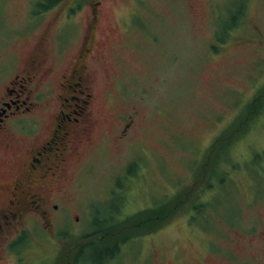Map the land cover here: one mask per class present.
<instances>
[{
  "label": "rangeland",
  "instance_id": "rangeland-1",
  "mask_svg": "<svg viewBox=\"0 0 264 264\" xmlns=\"http://www.w3.org/2000/svg\"><path fill=\"white\" fill-rule=\"evenodd\" d=\"M38 1L0 0V91L43 37L45 62L35 80L49 82L53 92L43 94L48 110L42 105L24 116L38 141L49 110L77 117L83 99L64 77L73 64L75 71L84 65L88 115L96 125L80 151H69L67 179L46 194L70 218L54 236L57 212L50 206L52 225L33 231L24 263L73 264L88 238L102 246L94 233L106 218L118 222L161 205L185 185L202 184L194 178L200 179L207 147L264 89V0H101L94 15L98 0H60L43 10ZM239 10L220 43L222 19ZM87 31L90 50L80 55ZM241 135L213 159L211 174L227 173L224 182L211 177L207 191L199 185L195 196L207 202L201 213L187 204L186 212L178 209L100 263L88 245L77 264H224L227 252L237 262L252 256L248 264H264V105ZM5 167L0 161V171Z\"/></svg>",
  "mask_w": 264,
  "mask_h": 264
},
{
  "label": "flooded vegetation",
  "instance_id": "flooded-vegetation-1",
  "mask_svg": "<svg viewBox=\"0 0 264 264\" xmlns=\"http://www.w3.org/2000/svg\"><path fill=\"white\" fill-rule=\"evenodd\" d=\"M100 3L101 0L94 1L91 9H95L93 4L100 6ZM91 21L92 23H88V29L94 24V16ZM90 37L91 33H86L80 55L82 51L84 55L90 50L87 48ZM42 41L43 37L39 39L38 47L25 64L16 69L14 74L6 75L10 78L2 85L3 89L0 91V161L6 165L5 169L0 171V264L26 262L33 231H37L36 228L40 226L41 230H44L45 226L52 225V215L48 210L50 206L51 210L57 212L55 217L53 216L57 225L54 236L70 218L67 207L51 203L47 200L46 194L52 191V185H58L59 181L67 179L69 171L67 157L71 155L69 151L73 154H76L77 150L80 151L81 145L87 141L89 135H92L93 127L96 125L93 117L89 116L91 89L81 77L84 76V65L75 71L73 64L64 77V83L66 87L76 86L83 99L77 117L62 118L64 115L62 108L58 114L49 110L47 115L50 120L45 136L38 141L29 136L30 127L24 116L37 113L42 105L48 110L49 103L46 101L50 98H44L43 94L51 95L53 92L49 82L39 86L35 80L36 71L45 62L40 44ZM59 115L62 116L59 118ZM32 120L34 122V118ZM131 121L132 118L122 123V131L128 129ZM31 210L35 211L36 215L29 213ZM224 255V260H219L224 264H248L252 257L237 262L233 253L227 252Z\"/></svg>",
  "mask_w": 264,
  "mask_h": 264
},
{
  "label": "trees",
  "instance_id": "trees-1",
  "mask_svg": "<svg viewBox=\"0 0 264 264\" xmlns=\"http://www.w3.org/2000/svg\"><path fill=\"white\" fill-rule=\"evenodd\" d=\"M60 0H40L35 6L39 9H48ZM79 1V0H78ZM77 3V2H76ZM77 5L71 6V9H76ZM242 6L240 7V9ZM94 10V9H93ZM92 10V12H93ZM239 11H229L227 12L226 18L222 19V24L218 26V30L216 33V38L220 43H223L224 37L226 36V31L230 29L237 22V14L239 17ZM95 12H93V15ZM92 23V21H91ZM264 89H261L254 97L248 102L246 106V110L240 114V116L234 120L227 128L222 130L210 143L207 147L203 160L198 165L199 171L198 175H200V179H197V175L195 174V180L198 182H202V184H191L183 186L178 193L173 196L168 201H165L161 205L159 204L155 208L142 210L136 212L130 216L125 217L124 219L115 222L113 220H108L107 218L102 222L104 225L102 227H98L97 232L94 233V237L96 235H102V246L96 244V238L92 241H87L82 245V247L77 249L76 257L73 261V264H77L84 254V249L90 245L91 248L97 249L98 256L95 260L96 263H100L104 261L106 257L112 256L119 246V244L125 243L132 237L142 236L147 233H151L158 228H160L166 221H169L176 213L178 209L187 208V204L193 210L194 213H201L202 210L206 208L207 202H201L196 198V194L199 197V185L204 186L206 191L211 187L209 185L210 178L213 177L211 172V167L213 166V159L216 158L218 152L223 155L225 151L240 137L242 133H244L245 128L249 123L254 121L258 115L261 113L262 106L264 105ZM262 105V106H261ZM241 135V136H240ZM232 142V143H231ZM231 143V145L226 149V147ZM226 149V150H225ZM136 163L133 162L129 164L128 173H131ZM136 167V166H135ZM207 175L204 179L203 176ZM227 173H223L219 175V177H213L215 180L219 179V183H223ZM203 178V179H202ZM202 179V180H201ZM119 181L117 182V186L119 188ZM198 184V185H197ZM208 184V185H207ZM200 186V187H201ZM198 187V189H196ZM179 211V210H178ZM187 210L185 209V212ZM110 219V218H109ZM94 220L99 221L94 217ZM113 221V222H111ZM93 224H97L93 221ZM92 237V236H91Z\"/></svg>",
  "mask_w": 264,
  "mask_h": 264
}]
</instances>
